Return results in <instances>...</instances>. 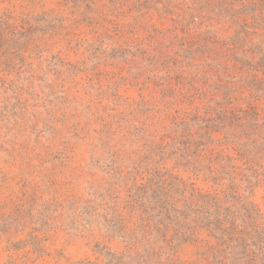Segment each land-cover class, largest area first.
<instances>
[{
  "label": "rangeland",
  "instance_id": "374dc122",
  "mask_svg": "<svg viewBox=\"0 0 264 264\" xmlns=\"http://www.w3.org/2000/svg\"><path fill=\"white\" fill-rule=\"evenodd\" d=\"M216 1L0 0V264H104L144 244L161 185L253 225L264 26Z\"/></svg>",
  "mask_w": 264,
  "mask_h": 264
},
{
  "label": "trees",
  "instance_id": "16d2710c",
  "mask_svg": "<svg viewBox=\"0 0 264 264\" xmlns=\"http://www.w3.org/2000/svg\"><path fill=\"white\" fill-rule=\"evenodd\" d=\"M217 1V9L222 7L221 18L231 20L232 25L253 26L249 30L264 26V0ZM172 190L162 185L155 190L158 196L151 203L152 213L141 228L144 244L138 242L123 252L105 248L104 264H186L181 258L183 249L198 248L203 234L207 235L204 245L208 252L194 264H264V207L249 204L254 217L248 227L234 207L240 199L230 206L226 197L223 201L210 194L200 203L181 198V192ZM240 205L249 206L244 202ZM121 221L123 224L125 219Z\"/></svg>",
  "mask_w": 264,
  "mask_h": 264
}]
</instances>
